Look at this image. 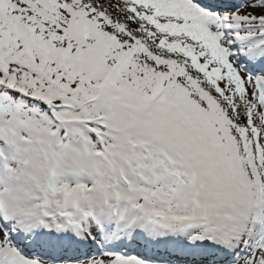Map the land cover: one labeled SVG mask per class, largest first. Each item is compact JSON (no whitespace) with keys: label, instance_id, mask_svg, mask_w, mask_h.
Returning <instances> with one entry per match:
<instances>
[{"label":"snow or ice","instance_id":"6c2138e0","mask_svg":"<svg viewBox=\"0 0 264 264\" xmlns=\"http://www.w3.org/2000/svg\"><path fill=\"white\" fill-rule=\"evenodd\" d=\"M0 264H264V0H0Z\"/></svg>","mask_w":264,"mask_h":264}]
</instances>
